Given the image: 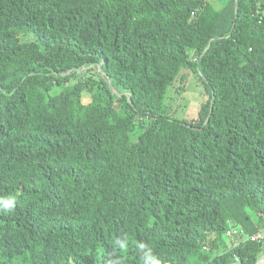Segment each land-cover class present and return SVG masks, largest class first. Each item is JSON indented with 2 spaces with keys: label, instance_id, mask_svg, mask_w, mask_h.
<instances>
[{
  "label": "trees",
  "instance_id": "16d2710c",
  "mask_svg": "<svg viewBox=\"0 0 264 264\" xmlns=\"http://www.w3.org/2000/svg\"><path fill=\"white\" fill-rule=\"evenodd\" d=\"M90 67L101 76L81 78ZM184 68L208 92L195 120L167 113ZM12 197L0 264H144L140 243L161 264H256L264 0H0V199Z\"/></svg>",
  "mask_w": 264,
  "mask_h": 264
},
{
  "label": "rangeland",
  "instance_id": "374dc122",
  "mask_svg": "<svg viewBox=\"0 0 264 264\" xmlns=\"http://www.w3.org/2000/svg\"><path fill=\"white\" fill-rule=\"evenodd\" d=\"M217 7H222L226 0H208ZM26 38L30 40L31 35H27ZM79 76L82 78L87 74H92L94 77L99 78L101 74L97 67L84 68L78 71ZM78 76L75 80H78ZM208 92L205 85L199 79V74L190 69H182L179 76L174 80L173 84L169 87L166 104L168 106L167 113L170 116L178 119H194L198 117L199 108L202 103L207 101ZM84 102L87 103L91 100L89 94H85L83 98ZM117 107L118 101L115 102ZM227 240L229 243L238 242L241 237L235 234L227 235ZM257 238L261 240L263 249L259 254L258 261L256 264L263 263L264 260V229L257 235ZM207 248L214 249L216 252H220L221 248L215 237L207 244ZM233 264H241L238 261Z\"/></svg>",
  "mask_w": 264,
  "mask_h": 264
},
{
  "label": "clouds",
  "instance_id": "9594fccd",
  "mask_svg": "<svg viewBox=\"0 0 264 264\" xmlns=\"http://www.w3.org/2000/svg\"><path fill=\"white\" fill-rule=\"evenodd\" d=\"M15 204H16L15 197H12L10 199H0V205H2L4 210H6V211L13 210L15 208ZM229 232H231L230 234L236 235V234H242L243 231H242V229H240V230L233 229V230H230ZM116 247L119 249V251L121 253L126 252L128 249L127 237L118 239L116 241ZM137 247L140 250L146 249V251H144V253H143L144 264H161V261L156 258V256L152 253L151 248H149L146 244L140 243L137 245ZM145 257H147V259H145Z\"/></svg>",
  "mask_w": 264,
  "mask_h": 264
},
{
  "label": "bare ground",
  "instance_id": "6f19581e",
  "mask_svg": "<svg viewBox=\"0 0 264 264\" xmlns=\"http://www.w3.org/2000/svg\"><path fill=\"white\" fill-rule=\"evenodd\" d=\"M261 262H262V261H260V264H261ZM263 262H264V260H263Z\"/></svg>",
  "mask_w": 264,
  "mask_h": 264
},
{
  "label": "built area",
  "instance_id": "2783aa9c",
  "mask_svg": "<svg viewBox=\"0 0 264 264\" xmlns=\"http://www.w3.org/2000/svg\"><path fill=\"white\" fill-rule=\"evenodd\" d=\"M231 232H229V234H230Z\"/></svg>",
  "mask_w": 264,
  "mask_h": 264
},
{
  "label": "water",
  "instance_id": "95a60500",
  "mask_svg": "<svg viewBox=\"0 0 264 264\" xmlns=\"http://www.w3.org/2000/svg\"><path fill=\"white\" fill-rule=\"evenodd\" d=\"M262 264H264V262Z\"/></svg>",
  "mask_w": 264,
  "mask_h": 264
}]
</instances>
